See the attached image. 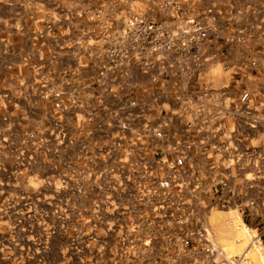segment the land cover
Returning <instances> with one entry per match:
<instances>
[{"label": "built area", "instance_id": "2783aa9c", "mask_svg": "<svg viewBox=\"0 0 264 264\" xmlns=\"http://www.w3.org/2000/svg\"><path fill=\"white\" fill-rule=\"evenodd\" d=\"M210 2L59 1L66 25L45 4L36 19L56 41L37 73L56 153L94 142L82 148L103 175V264H257L222 246L213 211L236 212L247 246L264 248V4L245 38ZM96 109L103 131H60Z\"/></svg>", "mask_w": 264, "mask_h": 264}, {"label": "rangeland", "instance_id": "374dc122", "mask_svg": "<svg viewBox=\"0 0 264 264\" xmlns=\"http://www.w3.org/2000/svg\"><path fill=\"white\" fill-rule=\"evenodd\" d=\"M20 82L0 74V264H103V175L88 173L82 148L94 142L75 140L73 152L68 147L57 155L51 135L56 127L43 111L24 106ZM90 111V122L80 115L60 131H103V111ZM238 216L213 211L211 218L218 240L233 255L248 243ZM249 254L264 259L262 251Z\"/></svg>", "mask_w": 264, "mask_h": 264}, {"label": "crops", "instance_id": "0c3cea01", "mask_svg": "<svg viewBox=\"0 0 264 264\" xmlns=\"http://www.w3.org/2000/svg\"><path fill=\"white\" fill-rule=\"evenodd\" d=\"M60 3L63 6H70L74 0H0V74L4 76L20 77V91L24 106L35 107L43 111L48 120L51 121L53 113L52 105L44 102L38 96V64L42 52L50 56L52 51L49 47L56 44L54 38L41 34L44 24L36 19L43 15L45 5ZM218 1L227 13L225 23L229 25V33L237 31L245 33L248 38L249 32L253 28V21L250 15L256 8L264 4V0H211L210 3ZM50 6V5H49ZM52 13L58 11L63 17V25L67 24L64 19L65 13H61L56 6L49 7ZM233 14L230 20L229 12ZM230 21H227V20ZM233 27V28H232ZM60 31L63 30L61 26ZM247 42H235L229 47L232 60H238L246 51ZM54 52V51H53ZM61 64H68L72 61L70 56H65L66 52L56 51ZM217 71H221L217 68Z\"/></svg>", "mask_w": 264, "mask_h": 264}, {"label": "bare ground", "instance_id": "6f19581e", "mask_svg": "<svg viewBox=\"0 0 264 264\" xmlns=\"http://www.w3.org/2000/svg\"><path fill=\"white\" fill-rule=\"evenodd\" d=\"M212 214H213V212H212ZM212 214H211V218H212ZM238 219H240L239 218V216H238ZM241 220V219H240ZM246 225V224H245ZM246 228H247V225H246ZM217 236V235H216ZM218 238V237H217ZM241 239V238H240ZM243 239V238H242ZM237 240V239H236ZM219 242L221 243V241L219 240ZM222 244V243H221ZM248 244V243H247ZM222 246L226 249V247L222 244ZM227 250V249H226ZM251 250L252 251H262L263 253H264V248L263 247H261V246H255V247H253V246H250V247H248L247 245H246V247H245V251L244 252H242V253H246L247 255H249V256H251V254H249L250 252H251ZM228 251V250H227ZM229 252V251H228ZM231 254V253H230ZM241 254V253H240ZM233 255V254H232ZM252 258H253V256H251ZM253 260L258 264H264V259L263 260H260V262H257L254 258H253Z\"/></svg>", "mask_w": 264, "mask_h": 264}]
</instances>
